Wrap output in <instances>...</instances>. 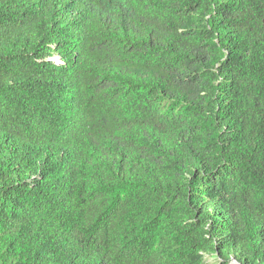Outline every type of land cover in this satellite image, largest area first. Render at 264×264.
Returning <instances> with one entry per match:
<instances>
[{"label": "trees", "instance_id": "1", "mask_svg": "<svg viewBox=\"0 0 264 264\" xmlns=\"http://www.w3.org/2000/svg\"><path fill=\"white\" fill-rule=\"evenodd\" d=\"M0 264H264V0H0Z\"/></svg>", "mask_w": 264, "mask_h": 264}, {"label": "rangeland", "instance_id": "2", "mask_svg": "<svg viewBox=\"0 0 264 264\" xmlns=\"http://www.w3.org/2000/svg\"><path fill=\"white\" fill-rule=\"evenodd\" d=\"M206 259H207L208 263L213 262V260L211 258H206Z\"/></svg>", "mask_w": 264, "mask_h": 264}]
</instances>
